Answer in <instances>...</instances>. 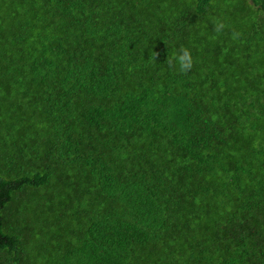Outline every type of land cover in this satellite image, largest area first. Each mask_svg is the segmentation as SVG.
Masks as SVG:
<instances>
[{
    "label": "trees",
    "instance_id": "obj_1",
    "mask_svg": "<svg viewBox=\"0 0 264 264\" xmlns=\"http://www.w3.org/2000/svg\"><path fill=\"white\" fill-rule=\"evenodd\" d=\"M0 264H264V0H0Z\"/></svg>",
    "mask_w": 264,
    "mask_h": 264
},
{
    "label": "clouds",
    "instance_id": "obj_2",
    "mask_svg": "<svg viewBox=\"0 0 264 264\" xmlns=\"http://www.w3.org/2000/svg\"><path fill=\"white\" fill-rule=\"evenodd\" d=\"M224 29V24L216 20L215 31L220 33ZM169 67L177 68L180 73H187L193 67V56L190 50L186 47H181L179 50H174L167 58Z\"/></svg>",
    "mask_w": 264,
    "mask_h": 264
}]
</instances>
